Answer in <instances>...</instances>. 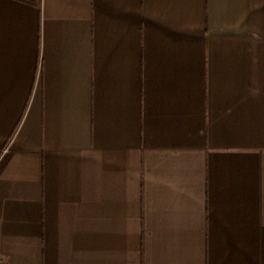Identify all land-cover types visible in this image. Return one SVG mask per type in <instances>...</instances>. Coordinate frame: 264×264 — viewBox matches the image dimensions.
Listing matches in <instances>:
<instances>
[{
	"label": "crops",
	"instance_id": "obj_1",
	"mask_svg": "<svg viewBox=\"0 0 264 264\" xmlns=\"http://www.w3.org/2000/svg\"><path fill=\"white\" fill-rule=\"evenodd\" d=\"M0 264H264V0H0Z\"/></svg>",
	"mask_w": 264,
	"mask_h": 264
}]
</instances>
